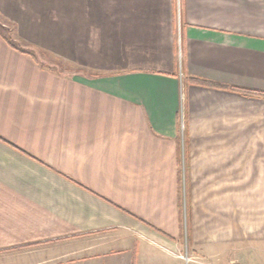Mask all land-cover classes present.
I'll list each match as a JSON object with an SVG mask.
<instances>
[{"label":"crops","instance_id":"1","mask_svg":"<svg viewBox=\"0 0 264 264\" xmlns=\"http://www.w3.org/2000/svg\"><path fill=\"white\" fill-rule=\"evenodd\" d=\"M235 88L264 94V0H0V264H264Z\"/></svg>","mask_w":264,"mask_h":264},{"label":"rangeland","instance_id":"2","mask_svg":"<svg viewBox=\"0 0 264 264\" xmlns=\"http://www.w3.org/2000/svg\"><path fill=\"white\" fill-rule=\"evenodd\" d=\"M46 256H48V255H46ZM103 259H104V256L101 255V258L98 259L97 261H102ZM252 259H253V256L251 254H249V261L251 262ZM30 260H31L30 256L29 257H25V258L23 256H21V258L20 257L19 258H13V259H10V260H6L5 259L4 260L5 262L3 264H23V263H25V261L29 262ZM46 264H85V263L80 261V260L74 261V262H71V261L68 262V261H66L64 259V260H61V261L48 262Z\"/></svg>","mask_w":264,"mask_h":264},{"label":"trees","instance_id":"3","mask_svg":"<svg viewBox=\"0 0 264 264\" xmlns=\"http://www.w3.org/2000/svg\"><path fill=\"white\" fill-rule=\"evenodd\" d=\"M234 90H236V91H240V92H242V93H248V94H255V95H262V96H264V94H262V93H258V92H255V91H249V90H243V89H239V88H235Z\"/></svg>","mask_w":264,"mask_h":264},{"label":"built area","instance_id":"4","mask_svg":"<svg viewBox=\"0 0 264 264\" xmlns=\"http://www.w3.org/2000/svg\"><path fill=\"white\" fill-rule=\"evenodd\" d=\"M179 256L184 257V258L186 259L187 262L191 260V257L188 256V255L179 254Z\"/></svg>","mask_w":264,"mask_h":264}]
</instances>
